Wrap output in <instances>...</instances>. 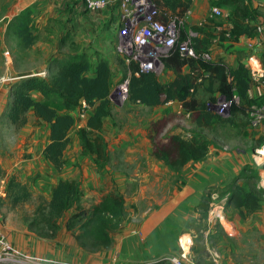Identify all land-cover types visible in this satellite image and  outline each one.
<instances>
[{
    "label": "crops",
    "instance_id": "0c3cea01",
    "mask_svg": "<svg viewBox=\"0 0 264 264\" xmlns=\"http://www.w3.org/2000/svg\"><path fill=\"white\" fill-rule=\"evenodd\" d=\"M209 1L191 0L190 15L192 20L194 19V24L203 22ZM108 2L109 7L104 10L107 13L95 18V15L101 12L86 11L82 0H0V77L7 76L13 71L12 60L16 55V49L20 48L17 39L8 29L9 25L22 11L32 6H35L32 19L36 40L29 49L23 51L26 58L32 54H35L36 58L23 75L48 71L47 76L50 77L53 74L54 60L81 53L90 56L92 62L96 60L94 55L105 57L111 62L120 27L118 16L114 15V10L119 13L118 0ZM250 4L257 12L255 24L263 28L264 0H250ZM223 14L225 17L221 19H227L228 13L224 10ZM104 23L105 27L98 33L100 30L97 29ZM222 27L228 28L227 22H222L221 29ZM257 28L253 39L241 37L238 42L233 43V48L228 51L230 53L224 54L220 52V47H211V52L216 51L214 59L211 60L224 65V57L233 58L232 51L239 50L240 46L248 56L244 59L245 66L252 54L260 57L264 29L258 35ZM221 29L217 28V31L220 32ZM250 40L259 44L258 47L248 48ZM91 47L95 53H92ZM5 52H8V56L4 55ZM237 65L238 60L235 61L234 67ZM173 78V72L166 68L158 77L161 83H167ZM16 81L19 80H14L8 85L0 84V92L4 93L2 94L4 97H0L2 114L0 128L4 124L8 125L5 114L11 102V86ZM33 97L36 100L42 99L39 93H34ZM259 97H264V88L260 85H250L247 99ZM128 106L138 108L141 112L140 117L138 113L133 116L135 113L129 112L123 118L112 119L114 113L111 111V116L103 119L102 135L107 143L110 160L102 169H98L95 164L87 165L81 156L82 148L76 131L84 126L85 122L78 123L76 118L78 109L71 112L75 118V126L68 134L69 142L63 153V158L68 163L60 172H54L42 155V150L49 141L48 124L43 122L38 124L33 110L28 111L26 132L37 131L41 126L47 129V139L42 149L38 154H33L38 166H31L27 170L26 184L29 192L34 196H46L48 201L60 178L77 179L82 192L78 207L86 212V216H89L93 208L109 193L123 197L125 214L121 217L118 228L109 232L108 246L92 241L84 242L82 235L85 229H82L79 223L70 229L67 227V221L75 212L76 206L65 214L63 220L58 221L60 227L52 239L37 236L34 229L29 226L30 221L26 224L25 232L11 231L0 223V233L8 237L14 249L37 258L51 260L55 264H126L134 259L139 261L158 254L176 256L179 254L178 240L188 238L192 259L198 264H207L205 254L210 251L207 245L209 236L246 238L247 244L249 239L254 238L255 224L252 216L255 213L242 220L236 209L227 208L235 210L238 215L231 221L226 220V223L233 226L232 230L236 232L234 235H230L224 224L217 221L214 216L215 207H224L227 204L233 185L248 188L254 184L257 187L264 179L263 174L262 176L259 174V180L250 183L253 178L239 176L244 166L249 164L246 153L236 148L230 153L223 154L209 147L204 160L189 163L178 172H173L163 162L153 157L149 127L151 122L171 112L179 113L182 110L181 105L178 102H169L154 107L153 111L143 105L129 103ZM183 115L189 118L188 113ZM189 119L194 127L195 123ZM256 130L261 131V137H264V124ZM171 134L190 138V134L184 133L179 127ZM76 162H79L77 167L74 166ZM243 180L249 182L245 184ZM201 201L211 208L205 211V208L199 206ZM197 238L201 241L197 242L195 240ZM229 251L221 249V257L223 258Z\"/></svg>",
    "mask_w": 264,
    "mask_h": 264
},
{
    "label": "trees",
    "instance_id": "16d2710c",
    "mask_svg": "<svg viewBox=\"0 0 264 264\" xmlns=\"http://www.w3.org/2000/svg\"><path fill=\"white\" fill-rule=\"evenodd\" d=\"M154 1L160 10L157 12V20L164 24L171 20L179 21L191 7V0ZM212 3L228 13V28L222 27L220 30L222 40L236 43L241 37L253 39L256 28L261 25L255 24L257 12L251 6L250 0H213ZM34 7L22 11L8 28L22 49H29L36 40L32 19ZM211 25H214V20L208 17L201 26L191 28L195 33V37L191 38L194 57L180 56L175 51L164 61V67L174 74L173 80L167 83H161L152 72H140L135 64L126 65L131 68L127 79L128 103L154 108L169 102H178L183 114H189L195 127H214L217 123L229 121L223 120L221 116L209 110L208 105L214 104L215 98L210 97L209 101L197 99L203 79H209L211 83L207 90L211 92L212 82L217 83L216 91L231 104L232 116L243 112L233 104L234 98L243 102L242 106L247 105L248 116L250 107L263 105L264 97L253 101L247 99L251 78L249 70L243 63L230 69L216 60L204 58L206 55L210 57L212 35L208 30ZM221 26L222 24L218 23L215 31ZM185 36L186 33L180 29L179 42L185 40ZM94 56L95 62H92L91 57L85 53L54 60L53 74L50 77L24 78L11 86V102L6 109V122L13 128L20 129L26 125L28 111L32 109L38 124L42 122L48 124L49 141L43 148L42 155L54 172L62 171L68 163L64 160L63 153L69 142L68 134L75 126V118L71 112L81 109L82 102L89 107V110L85 125L76 131L82 148L81 156H90L98 169L104 168L110 160L102 128L103 119L110 117L112 111L111 63L105 57ZM259 58L264 61L261 55ZM34 93H39L42 99L36 100L33 97ZM167 124L165 118L150 124L149 139L155 159L163 162L171 171L178 172L187 164L198 163L206 158L210 147L208 142H201L195 137L182 138L177 134L159 138L160 131L158 132L157 128L161 126L163 130ZM263 143L264 137L257 139L259 148ZM9 191L12 192L13 203L27 201L31 196L27 187L14 181L10 184ZM263 195L264 190L257 189L254 184L248 188L233 185L224 211L233 207L244 220L261 208L264 203ZM81 197L80 182L77 179L60 178L52 190L50 199L40 202L37 206L35 213L38 219L30 221V228L37 231V236L52 239L60 227L58 221L76 206L75 212L67 221V227L70 229L79 223L81 228L85 229L82 235L84 242L92 241L95 244L108 246L109 232L118 228L123 216V197L116 193L107 194L100 204L93 208L89 216L78 207ZM199 206L205 208V211L211 208L202 201ZM40 224L43 225L42 228H39Z\"/></svg>",
    "mask_w": 264,
    "mask_h": 264
},
{
    "label": "rangeland",
    "instance_id": "374dc122",
    "mask_svg": "<svg viewBox=\"0 0 264 264\" xmlns=\"http://www.w3.org/2000/svg\"><path fill=\"white\" fill-rule=\"evenodd\" d=\"M150 4H152L157 10L158 6L156 5L154 0H147ZM213 0L209 1L208 11L203 15V21L206 18H213L214 25H211V28L208 32L211 33V44L210 48L213 46H217L221 48L222 53H230L228 52L230 48H233V43L231 41L222 40L220 38V32L215 31L216 25L218 23H225L227 19L215 18L211 14L212 8H219L214 6L212 3ZM221 9V8H220ZM87 11V10H86ZM160 10H158L159 12ZM224 11V10H222ZM115 12V13H114ZM114 15L118 16V11L114 10ZM107 11H102L99 15H95L97 17H102L105 15ZM111 12V14H113ZM110 14V12L108 13ZM179 30L181 29L186 33L188 37H195V33L191 30L192 27H199L203 24H194V19L192 20L191 15L187 14L183 16L179 20ZM105 27V23L98 33L101 32V29ZM213 27V29H212ZM95 31V30H94ZM202 37V36H201ZM116 42L114 46V54L111 59V70H112V82L113 87L110 95L111 101V110L114 113L112 119H119L120 117H125L129 112L138 113L140 117V110L136 107L129 108L127 101V85H125V81H127L128 77L131 73V68L127 67L124 63V56L121 54L117 47ZM94 46V45H93ZM19 47V46H18ZM89 48V47H88ZM263 48V50H262ZM262 53L260 55L264 57V42L262 43V47L260 48ZM92 53L94 52L93 47L90 48ZM215 50L213 52L210 51V58H205L207 60L214 59ZM234 53V57H224L225 66L227 68H234L235 61L238 60V64L247 59V53L243 51L242 46H240L239 50L235 49L232 51ZM22 48L16 49L15 57L12 60L13 71L9 72L7 77L13 75H23L26 70L30 68L33 60L36 58L35 54H32L31 57H27L24 54ZM1 71V70H0ZM24 76V75H23ZM18 77V76H16ZM209 79H203L201 85L199 86V90L197 93V99L199 101H209L210 97L216 99L214 104L208 105L209 110L212 113L218 114L221 116L223 120L229 121L226 123H217L214 127H203L197 128L191 125L189 118H185L183 115V110L177 112H171L167 116H164L165 120H167L168 124L162 130V127H158L157 131L159 133V138H163L169 136L176 127L184 130V133H189L190 138L195 137L199 141L208 142L211 148L215 149L217 152H221L223 154H227L232 152V150L238 148L240 151H244L245 156L249 158V164L244 166V169L241 170L239 176L253 178L250 183H256L259 180V176L263 174L264 178V158L260 157L257 154V150L262 147H258L257 139L261 137V131L254 130L249 127V116L247 113V105L242 106L241 101L239 99L234 98L233 104L238 106L239 109L243 112L237 113L235 115H231L230 108L231 104L224 99L223 96L219 95L216 91L217 83L212 82V91H208L207 88L210 85ZM4 94L2 91L0 92V97ZM6 96V95H5ZM261 98V97H259ZM259 98H256L259 99ZM5 100V99H4ZM253 101V99H248V101ZM226 103L228 110L223 113H217V107ZM153 111V108H151ZM150 112V111H149ZM81 110L78 109L76 114V118L78 123L82 124L86 122L87 114L85 118L80 117ZM147 117V116H143ZM2 119V114H0V120ZM1 125V124H0ZM188 127V128H187ZM46 128L41 126L37 131L32 130L30 132H26V125L20 129H15L11 125L4 124L0 128V182L3 183L5 189V198L1 203L0 210V223L11 231L16 232H25L26 224L29 221H33L38 219V215L35 213L37 206L40 202L47 201L46 196H34L31 193L29 200L20 201L18 203H13L11 198V193L8 192L9 186L14 181V183H18L23 185L25 188L26 184V174L27 170L31 167H37L36 159H33V154H38L42 149L46 139ZM162 130V132H161ZM188 137V136H187ZM217 154V153H216ZM83 157V156H82ZM84 160H86L87 165L94 164L93 159L90 156H84ZM75 167L79 166V162H76ZM262 171V173H261ZM260 174V175H259ZM259 175V176H258ZM261 178V177H260ZM243 179V178H242ZM249 180H243V183L247 184ZM232 208V207H231ZM218 209L215 210V214L218 213ZM69 213V212H68ZM125 211H123V215ZM223 217L225 219L224 226L228 230L230 235H234L236 232L233 229V226L229 223H226V220L231 221L237 215L235 210H226L224 211L223 207ZM238 216V215H237ZM64 217L61 219L63 220ZM217 220V218H216ZM252 220L254 221V238L249 239V243L247 244L246 238H234L229 236H224V239L221 236H209L207 239V245L210 249L209 252H216L220 258L222 264H264V204L262 207L255 212L252 216ZM218 221V220H217ZM43 225L40 224L39 228H42ZM35 233L37 231L34 230ZM241 232H239V235ZM197 242H200L201 239H195ZM184 241V240H183ZM199 245V243H196ZM221 249L230 250L226 252L224 257H221ZM206 252L205 259L207 260V264H210V253ZM225 260L223 261V259ZM227 259V260H226ZM205 260V261H206ZM152 261H157L153 263ZM159 261V262H158ZM228 261V262H225ZM170 264L167 260L166 255H155L150 258H143L141 260H133L129 261L126 264Z\"/></svg>",
    "mask_w": 264,
    "mask_h": 264
},
{
    "label": "built area",
    "instance_id": "2783aa9c",
    "mask_svg": "<svg viewBox=\"0 0 264 264\" xmlns=\"http://www.w3.org/2000/svg\"><path fill=\"white\" fill-rule=\"evenodd\" d=\"M85 10L91 13H100L109 7L108 0H82ZM118 37L116 47L123 54L127 66L135 64L140 72H152L157 77L161 76L165 67L164 61L169 59L175 51L180 56L194 57L191 48V37L185 36V40L179 42L180 30L179 21L171 20L164 24L157 20V9L147 0H118ZM190 14V10L185 15ZM211 14L215 18H224L223 11L219 8H212ZM227 28V27H225ZM221 29V28H219ZM264 27L257 28V34L263 32ZM227 35V34H226ZM254 41L250 40L247 47L253 49L258 47ZM8 56V52L4 53ZM204 58H210L206 55ZM247 69L250 72L251 85H260L264 88V61L256 55H251L247 60ZM33 77H47L46 71L32 73ZM21 77H0V84L8 85ZM128 80L125 81V85ZM80 117L85 118L89 107L82 102ZM226 103L217 107V113L227 111ZM264 124V104L249 108V126L251 129H258ZM264 148V143L261 146ZM259 150H257L258 152ZM257 189L264 190V179L257 184ZM5 189L0 182V210L1 203L5 198ZM264 200V195H263ZM219 210L215 217L222 224L223 207H215ZM179 254L170 256V264H198L190 254L188 241L183 238L178 240ZM211 264H222L220 256L216 252H210ZM0 264H55L48 259L37 258L14 249L8 237L0 233Z\"/></svg>",
    "mask_w": 264,
    "mask_h": 264
},
{
    "label": "bare ground",
    "instance_id": "6f19581e",
    "mask_svg": "<svg viewBox=\"0 0 264 264\" xmlns=\"http://www.w3.org/2000/svg\"><path fill=\"white\" fill-rule=\"evenodd\" d=\"M257 154L260 156V157H263L264 158V148H261L259 149V151L257 152ZM221 217V221L223 224H225V219L223 216H220ZM184 241H188V238H183Z\"/></svg>",
    "mask_w": 264,
    "mask_h": 264
},
{
    "label": "water",
    "instance_id": "95a60500",
    "mask_svg": "<svg viewBox=\"0 0 264 264\" xmlns=\"http://www.w3.org/2000/svg\"><path fill=\"white\" fill-rule=\"evenodd\" d=\"M29 77H33V74H26V75L22 76L21 78L24 79V78H29Z\"/></svg>",
    "mask_w": 264,
    "mask_h": 264
}]
</instances>
